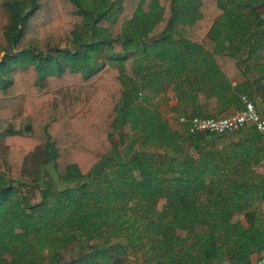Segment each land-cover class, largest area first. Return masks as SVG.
Listing matches in <instances>:
<instances>
[{"label":"trees","instance_id":"1","mask_svg":"<svg viewBox=\"0 0 264 264\" xmlns=\"http://www.w3.org/2000/svg\"><path fill=\"white\" fill-rule=\"evenodd\" d=\"M246 43L263 77L264 0H0V264L264 256L262 150L232 161L179 122L242 108ZM51 160L63 181L95 177L41 190Z\"/></svg>","mask_w":264,"mask_h":264},{"label":"crops","instance_id":"2","mask_svg":"<svg viewBox=\"0 0 264 264\" xmlns=\"http://www.w3.org/2000/svg\"><path fill=\"white\" fill-rule=\"evenodd\" d=\"M247 25L248 28L250 27L252 28L251 30H254V27L250 24V21L247 22ZM234 45L236 48H242L245 50L242 53L235 55L238 58L239 64L241 63L240 66L242 67V70H244V74L235 76L231 79L232 87L236 88L237 86L241 85L242 87L244 86L245 89L248 88V91L241 95V97L244 95L248 96L256 104L257 109L264 117V75L263 77H260L258 68L255 67L257 66V60L252 53L247 52L250 50V45L247 43L245 44L246 47H242L239 44ZM221 48H226L229 50L231 47H227V45H225ZM228 52L229 51H227L225 54H228ZM229 71L236 73V69L233 68H231ZM173 96H175V93H173ZM177 104L178 103L175 96L174 104L171 105L172 108L177 106ZM212 142V145H215V147L224 157L232 158V161L234 160L237 162H239L241 157L245 156L243 155L244 151L248 153L251 152L252 149L262 150V152H260V161L252 164V167L249 168V173H264V133L258 132L255 128L247 127L233 135L217 136V138ZM259 259V255H254L251 257V262L254 263ZM133 261H136V259L129 258L128 264H139V262L135 263ZM223 264L231 263L225 262Z\"/></svg>","mask_w":264,"mask_h":264},{"label":"built area","instance_id":"3","mask_svg":"<svg viewBox=\"0 0 264 264\" xmlns=\"http://www.w3.org/2000/svg\"><path fill=\"white\" fill-rule=\"evenodd\" d=\"M241 100L242 108L230 117L211 119L181 117L179 122L188 125L191 134L233 135L247 127L255 128L258 132L264 133V117L257 109L256 104L246 95L242 96ZM251 264H264V256Z\"/></svg>","mask_w":264,"mask_h":264},{"label":"water","instance_id":"4","mask_svg":"<svg viewBox=\"0 0 264 264\" xmlns=\"http://www.w3.org/2000/svg\"><path fill=\"white\" fill-rule=\"evenodd\" d=\"M38 176H39L38 185L41 190L45 188L46 178L50 177V179L54 182L56 191L58 193H64L69 190H77L88 184L95 177L94 175H92L84 179L63 181L56 169V164L54 160H51L47 165L41 167Z\"/></svg>","mask_w":264,"mask_h":264},{"label":"rangeland","instance_id":"5","mask_svg":"<svg viewBox=\"0 0 264 264\" xmlns=\"http://www.w3.org/2000/svg\"><path fill=\"white\" fill-rule=\"evenodd\" d=\"M126 68H127V74L129 76H132V70H133L132 64L131 63H128L127 66H126ZM173 93H172V90L171 89L168 90V92L165 95V99H164L165 102L161 106V111L164 114V116H165L166 119H169V120H173L174 121L176 119V117H180V116H176L171 111V109H172V106L171 105L174 104V101H175V96H173ZM28 125H29V121L28 120H20V121L14 122L12 124V128H14L16 130H21V131L27 132ZM136 147L139 148V149L142 148V146H140V145H136ZM145 149H146L145 150L146 152L152 150V149L146 148V147H145ZM119 150L121 152L125 151L123 149V147H120ZM135 175L138 177V174L137 173H135ZM139 257L140 258H138V260L133 261V262H135V263H138L139 262V264H146V263H144V259H141V255Z\"/></svg>","mask_w":264,"mask_h":264}]
</instances>
